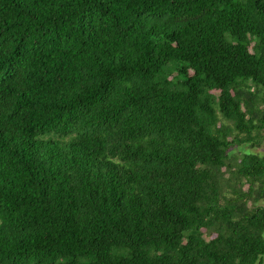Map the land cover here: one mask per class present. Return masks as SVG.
<instances>
[{
  "label": "trees",
  "instance_id": "obj_1",
  "mask_svg": "<svg viewBox=\"0 0 264 264\" xmlns=\"http://www.w3.org/2000/svg\"><path fill=\"white\" fill-rule=\"evenodd\" d=\"M264 0H0V264H257Z\"/></svg>",
  "mask_w": 264,
  "mask_h": 264
},
{
  "label": "rangeland",
  "instance_id": "obj_2",
  "mask_svg": "<svg viewBox=\"0 0 264 264\" xmlns=\"http://www.w3.org/2000/svg\"><path fill=\"white\" fill-rule=\"evenodd\" d=\"M262 206H264V202L260 203ZM257 264H264V256L262 257V260L260 261V263Z\"/></svg>",
  "mask_w": 264,
  "mask_h": 264
}]
</instances>
